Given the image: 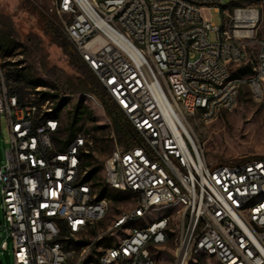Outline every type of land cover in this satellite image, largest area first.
Instances as JSON below:
<instances>
[{
	"label": "built area",
	"instance_id": "2783aa9c",
	"mask_svg": "<svg viewBox=\"0 0 264 264\" xmlns=\"http://www.w3.org/2000/svg\"><path fill=\"white\" fill-rule=\"evenodd\" d=\"M241 1L51 0L62 35L140 141L123 148L114 140L101 169L102 185L136 205L90 237L112 201L87 177L89 136L81 131L65 143L52 116L68 96L44 100L37 88L21 104L0 71L9 136L0 251L10 239L14 264H155L151 251L173 237V264L190 255L264 264V159L207 163L188 120L231 112L244 85L253 99L264 94V9ZM211 8L221 27L202 17ZM244 65L251 74L235 77ZM81 96L102 108L93 94ZM165 210L171 214L147 222ZM114 231L122 232L115 244L98 245Z\"/></svg>",
	"mask_w": 264,
	"mask_h": 264
},
{
	"label": "rangeland",
	"instance_id": "374dc122",
	"mask_svg": "<svg viewBox=\"0 0 264 264\" xmlns=\"http://www.w3.org/2000/svg\"><path fill=\"white\" fill-rule=\"evenodd\" d=\"M238 4L250 3L241 1ZM255 4L264 9L263 0ZM202 17L215 26H222L221 14L212 8L204 10ZM47 21L53 23L60 31L58 20L51 8V0H0V40H7L13 45L8 57L0 53V71L7 88L16 87L12 82H7L8 74L21 71L30 81L42 82L44 85L40 88L43 90L40 91L43 93L53 92L67 95L68 105L60 111V121L63 125L67 113L74 107L87 108L91 113V118L84 119L78 126L82 127V132L88 133L89 140L92 141L90 150L92 163L101 165L115 147L114 130L103 109L81 96L85 93L78 91L74 71L68 65L60 49L44 32ZM209 39L213 41V35H210ZM197 58V55L191 54L189 61L194 62ZM17 87L23 89L21 93L23 100H31L32 87L24 83ZM188 120L207 163L264 158V94L260 99H253L247 86L244 85L240 89L236 107L231 112H221L216 119L208 122L201 121L197 115L188 117ZM96 127H103L104 130H95ZM8 147L9 136L4 117L1 116L0 166L4 164ZM99 178L101 182L102 172L99 173ZM109 194L117 195L118 201L111 202L106 218L99 223L97 231L92 232L90 237L106 231L121 212L136 205L131 196L119 195L112 191H108ZM1 202L0 195V206ZM170 214L169 210L151 212L146 219L149 222ZM0 224H3L1 209ZM137 224L132 226L135 227ZM175 225V221L172 220L171 228H175ZM121 236L120 231L111 232L98 245H113ZM4 239L5 235L0 232V243ZM6 241L7 250L0 251V264H14L11 240L6 239ZM175 253L176 237H173L166 245L151 251L152 257L156 260L155 264H173ZM186 264L216 263L202 255H190Z\"/></svg>",
	"mask_w": 264,
	"mask_h": 264
},
{
	"label": "trees",
	"instance_id": "16d2710c",
	"mask_svg": "<svg viewBox=\"0 0 264 264\" xmlns=\"http://www.w3.org/2000/svg\"><path fill=\"white\" fill-rule=\"evenodd\" d=\"M261 0H244L246 3H255ZM45 34L49 37L50 41L60 49L65 58L67 59L68 65L72 68L75 74L76 86L78 91H83L84 93L93 94L100 102L103 112L106 115L111 127L114 130L116 144L123 148H130L140 144L137 136L134 134L131 125L124 117V115L116 108L112 103L111 99L107 95L106 91L96 80L91 71L87 66L81 61L79 56L75 53L72 46L65 39L62 33L53 25V23L47 21L45 26ZM13 49V45L7 40H0V53L2 56H7ZM251 74L250 67L248 65L237 67L233 73L235 77L243 78ZM7 82H12L16 87L8 88L9 93L16 96L18 101L23 104L29 102V100H23L21 93V88L17 86L20 84H26L32 87V92L35 89L40 88L44 84L40 81H30L21 71L16 73L8 74ZM42 99H57V95L51 93H42ZM69 99H63L62 101L56 102V110L52 116L56 119L61 118L60 111L68 105ZM91 113L87 108L82 106H76L67 113L65 118V124H62L61 135L65 139V143L72 140L77 133L81 132L82 127L78 126L84 119H90ZM95 130H104L103 127H96ZM84 134L88 135L87 132ZM264 159V158H257ZM92 156L90 154L85 155L84 167L88 169V179H92L95 182V186L99 188L98 197L104 198L109 197L112 202L118 201L117 195H109L108 190L100 182L99 173L102 169L101 165H94L92 163Z\"/></svg>",
	"mask_w": 264,
	"mask_h": 264
}]
</instances>
